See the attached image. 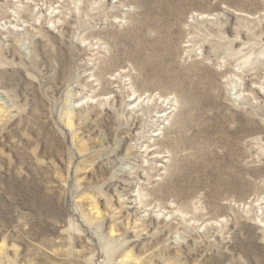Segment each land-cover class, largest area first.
I'll return each mask as SVG.
<instances>
[{
  "label": "rangeland",
  "instance_id": "374dc122",
  "mask_svg": "<svg viewBox=\"0 0 264 264\" xmlns=\"http://www.w3.org/2000/svg\"><path fill=\"white\" fill-rule=\"evenodd\" d=\"M0 264H264V0H0Z\"/></svg>",
  "mask_w": 264,
  "mask_h": 264
}]
</instances>
